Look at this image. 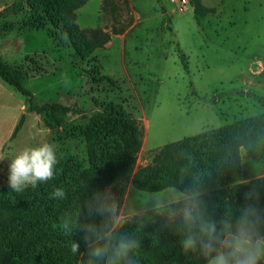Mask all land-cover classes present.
Wrapping results in <instances>:
<instances>
[{"label": "rangeland", "instance_id": "obj_1", "mask_svg": "<svg viewBox=\"0 0 264 264\" xmlns=\"http://www.w3.org/2000/svg\"><path fill=\"white\" fill-rule=\"evenodd\" d=\"M200 1L210 9L202 19L192 0H88L75 10L77 24L111 38L80 57L59 45L52 24L25 25L30 0H0L14 25L0 33V59L24 74L29 91L0 76V187L9 186L10 159L45 142L56 145L58 161L65 145L89 169L86 148L96 137L82 142L49 127L46 105H61L64 122L85 124L108 103L122 104L141 130L133 171L168 143L263 113L264 0ZM132 177L109 184L121 202L129 190L130 209L139 190Z\"/></svg>", "mask_w": 264, "mask_h": 264}, {"label": "trees", "instance_id": "obj_2", "mask_svg": "<svg viewBox=\"0 0 264 264\" xmlns=\"http://www.w3.org/2000/svg\"><path fill=\"white\" fill-rule=\"evenodd\" d=\"M88 0H30L33 15L25 20V25L36 29L54 26L53 37L60 46L71 45L77 56L86 57L95 48L103 46L111 38V33L98 28L83 31L75 20V10ZM195 13L202 19L210 9L200 0H192ZM14 28L5 20L0 10V33ZM0 76L8 84L24 95L29 91L24 87V74L16 67L0 59ZM264 105V98L258 97ZM31 107H34L32 104ZM46 123L53 129L61 130L66 136L89 142L87 161L84 168L62 145L61 158L54 179L39 183L33 189L21 193L10 186L0 187V264H80L78 255L71 252L72 237L62 228V218L82 199L86 186L88 190L104 188L114 181L133 173L132 183L144 191H157L176 177L178 157L190 154L197 163L214 164L222 154V149L238 135L251 131H264V112L232 124L184 137L165 145L154 157L153 162L134 170L136 154L140 146V127L124 109L122 104L108 103L102 115L84 123H69L61 119L62 106L46 105ZM242 176V169L239 170ZM215 177V174H214ZM234 177L231 171L220 177V188L212 192L213 199L220 204L217 213L224 211L223 197ZM190 183V181H186ZM215 188L214 184L212 185ZM247 185L236 190L233 200L243 203V192ZM56 188H63L66 199L51 198ZM261 204L264 205V189H261ZM135 226H130L132 230ZM155 226L144 228L141 264H196L184 255L179 243L180 237L167 231L160 233L159 241L153 239ZM80 242L81 252L85 251L82 234L73 237ZM199 264H203L200 261Z\"/></svg>", "mask_w": 264, "mask_h": 264}, {"label": "clouds", "instance_id": "obj_3", "mask_svg": "<svg viewBox=\"0 0 264 264\" xmlns=\"http://www.w3.org/2000/svg\"><path fill=\"white\" fill-rule=\"evenodd\" d=\"M5 158L0 156V161ZM178 159L183 162L177 164L175 179L157 191L137 190L134 209L126 200L129 190L121 202L112 185L91 191L86 186L80 202L61 222L64 233L72 237L71 252L79 256L80 264H141L143 230L148 224L155 226L156 242L165 231L179 236L181 251L196 264H264V131L238 135L214 164L201 166L186 153ZM58 162L52 143L20 151L9 163L11 190L21 193L29 185L35 188L54 179ZM246 165L250 174L242 177L239 170ZM228 171L234 179L223 197L224 211L218 214L220 204L212 192L221 187L220 177ZM242 185L248 187L243 203L237 204L233 197ZM51 198L64 200L66 192L56 188ZM77 233L82 234L83 252L73 239Z\"/></svg>", "mask_w": 264, "mask_h": 264}, {"label": "built area", "instance_id": "obj_4", "mask_svg": "<svg viewBox=\"0 0 264 264\" xmlns=\"http://www.w3.org/2000/svg\"><path fill=\"white\" fill-rule=\"evenodd\" d=\"M184 2H187V0H183Z\"/></svg>", "mask_w": 264, "mask_h": 264}, {"label": "crops", "instance_id": "obj_5", "mask_svg": "<svg viewBox=\"0 0 264 264\" xmlns=\"http://www.w3.org/2000/svg\"><path fill=\"white\" fill-rule=\"evenodd\" d=\"M242 177H243V174H242Z\"/></svg>", "mask_w": 264, "mask_h": 264}]
</instances>
